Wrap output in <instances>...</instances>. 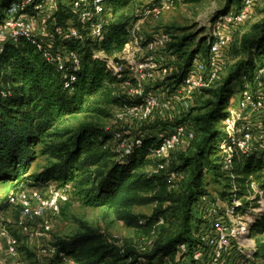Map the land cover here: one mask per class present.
I'll list each match as a JSON object with an SVG mask.
<instances>
[{
	"label": "trees",
	"instance_id": "1",
	"mask_svg": "<svg viewBox=\"0 0 264 264\" xmlns=\"http://www.w3.org/2000/svg\"><path fill=\"white\" fill-rule=\"evenodd\" d=\"M74 1L55 0V12L47 22L51 50L40 38L0 42V183L11 182L17 192L25 184L57 181L60 187L69 186L72 196L83 207L114 210L127 226L149 234L156 232L161 220L170 215L180 221L177 233H160L147 254H141L135 246H119L104 233L83 226L78 235L57 240L54 246L57 254L47 264H66L68 258L74 264H180L178 257L182 264H197L194 254L205 247L195 237L205 222L202 200L211 198L205 175L212 173L222 187L221 200L242 199L243 211L251 206L246 197L253 192L254 185L264 193V161L258 157L248 155L243 162L223 169L218 146L222 132L215 125L225 117L232 82L241 77L252 82L254 71L264 67V21L255 25L253 32L232 50L236 57L246 54L248 58L234 66L218 89L204 90L211 100L202 112L195 117L188 114L175 125L163 124L171 128L168 131L183 123L193 124L196 130L195 157L181 158L182 165L170 169L181 172L194 168L180 193L170 191L169 170L156 172L165 161L152 157L151 153L163 142L166 128L140 138L141 144H135L132 152L126 154L111 148L115 133L98 125H83L68 140L63 138L60 145L45 144L42 154L49 155L53 163L42 173L28 176L38 146L56 137L51 131L61 120L78 115L111 119L113 108L143 102L142 98L135 101L119 94L116 86L121 80L107 67V60L123 52L130 42L134 20L126 16L118 18V14L133 0H103L106 12L101 42L92 36V25L99 20L82 23ZM243 1L227 0L223 13L234 6L240 10ZM12 2L0 0V27ZM72 30L78 35L74 36ZM197 38L195 34L185 36L168 46L177 59L168 65V78L175 86L182 83L197 58L209 61L210 45L206 40L196 41ZM47 53L61 54L64 62L50 63ZM71 53L77 56L78 63L66 59ZM243 85L244 81L241 90ZM154 204L157 209L150 217L129 213L132 208ZM166 204L169 206L164 209ZM8 206L7 201L0 209ZM256 218L251 230L256 243L254 260H246L245 264H264V213ZM182 244L187 245V251H180Z\"/></svg>",
	"mask_w": 264,
	"mask_h": 264
},
{
	"label": "rangeland",
	"instance_id": "2",
	"mask_svg": "<svg viewBox=\"0 0 264 264\" xmlns=\"http://www.w3.org/2000/svg\"><path fill=\"white\" fill-rule=\"evenodd\" d=\"M226 4L227 0H201L198 2L194 0H133V3L129 7L118 14V18L126 16L134 21L132 22L127 52L125 54L121 52L122 54L119 53L111 57L115 62L118 59L119 61L122 60L121 63L125 64L123 67V79L116 86L117 92L135 101L142 98L145 102L147 98L155 97L158 99V103H160L159 107L155 108L150 114H146V112L133 113L123 108H113L111 110V119L91 115H78L61 120L51 131L56 137L46 139L44 144L38 146L37 158L32 164L28 176L42 173L53 163L49 155L42 154L45 144L60 145L63 138L64 140H68L83 125L93 124L98 125L106 131L124 133L126 135V143L134 144L137 140L151 132H159L163 128L167 130V126L163 127V124L171 126L175 125V122L185 119L188 114H192L193 117L199 115L211 100V96L204 91L198 93L189 109H185L175 103L177 101L175 99L177 88L168 78L169 71L165 73L164 70L168 69V65L177 59L171 51H168V46L178 43L185 36L193 34L198 35L196 41L206 40L207 44H209L212 24L218 15L223 13ZM156 8L159 9L160 14L154 13V9ZM50 15V9L46 7L34 17L36 34L39 33V30H46ZM263 21L264 0H260V3L253 10L250 19L241 28L235 42L230 47L226 56L227 62H225L223 69L219 73L218 80L211 86L213 90L218 89L224 83L239 61L248 58L246 54L236 57L232 50L239 47L242 38L252 33L254 26ZM190 45L192 44L190 43ZM101 57L106 58L102 55ZM140 62L149 63L153 68L139 72L136 69V65ZM242 81L246 82L243 77L232 82L230 88L232 97H230L224 110L225 116L229 113L230 109L234 112L238 111L239 103L235 97L238 98L240 96ZM242 88H245V85ZM225 118L223 117V119L215 124L216 129L222 132L219 135L218 142L221 140V136L225 134L223 125ZM160 123L162 125H159ZM155 127L157 128L155 129ZM168 130L167 132H169ZM110 146L113 151L119 153L125 147L121 144L117 145L115 142L111 143ZM195 154V142H191L187 145L185 144L184 147L171 154L168 160H165L164 169L166 171L169 170V177L173 174L179 175L173 185L170 186V191L180 193L184 187V183L190 178L194 169L193 167H189L181 172H170L171 167L181 166V158H194ZM205 182L209 185L208 191L211 194V198L209 203L205 205L204 217L209 215V212L214 210V208H223L225 206V204H221L220 194L222 187L215 182L212 173L205 175ZM49 183L56 184L58 188H65L60 187L57 181H50ZM47 184H25L17 192H27L26 196L29 199L31 196L28 194L32 190H40V188ZM13 192L14 189L11 182L0 183V207L7 201L9 202V198ZM47 194L44 193V196ZM32 204L34 208L37 207V203ZM168 206L169 204H166L164 209ZM24 209V200L21 199L9 202L7 208L0 209V264H47L53 258V249H55L54 246L57 240L68 239L78 235L83 231V226L104 233L119 246H135L141 254H147L159 238L160 233L168 232L167 234L170 235L175 234L180 226V221L170 215L169 218L161 220L158 226L160 228L156 232L153 231L149 234L146 230H138L135 227L127 226L125 222L119 219L118 214L114 210L83 207L71 194V201L63 208L58 217L52 219L51 231L46 232L43 227V221L41 219L31 220L26 218ZM156 209L157 204H154L132 208L129 210V213L136 217H150ZM247 216L254 219L257 217V215L252 214ZM161 227H165L164 230H161ZM11 239L18 241L17 256H11L8 253V242ZM254 242V239H251L250 243L248 242L249 244H245L247 250H249ZM177 262L182 264L179 257L177 258ZM66 264L74 263L72 259L68 258Z\"/></svg>",
	"mask_w": 264,
	"mask_h": 264
},
{
	"label": "built area",
	"instance_id": "3",
	"mask_svg": "<svg viewBox=\"0 0 264 264\" xmlns=\"http://www.w3.org/2000/svg\"><path fill=\"white\" fill-rule=\"evenodd\" d=\"M258 3L260 0H244L240 10L233 7L228 12L218 15L212 24L209 61L205 62L202 58H197L194 61L190 72L182 83L176 86V104L189 109L196 95L211 88L212 84L218 80L219 73L227 62L226 56L230 47L235 42L241 28L250 19ZM73 6L80 14L82 23L92 21L94 18L99 20L92 25V36L99 42L103 41V16L106 12L103 0H75ZM46 7L50 9L51 17L55 12V0H13L7 10V18L0 27V42L17 43L23 37L40 38L51 50L53 45L49 40L50 35L47 28L39 30V33L36 34L34 25V17ZM154 13L160 14L159 9H154ZM72 34L78 35L75 30H72ZM128 46L129 44L126 45L122 53L127 52ZM101 55L103 56V54ZM46 58L50 63L56 62L61 65L65 59L61 54L54 56L50 53L46 54ZM66 59L78 63V58L73 53L69 54ZM121 61L116 59L115 62L112 58L107 61L108 69L119 80L123 79L125 65ZM136 67L139 72L153 68L146 62H140ZM168 71V69L164 70L165 73ZM244 79L246 80V82L244 81L245 88H242L238 98L235 97L239 103L238 111L234 112L230 109L226 114L223 123L225 134L218 142L223 158V169L232 168L235 162H243L248 155H254L264 161V67H259L254 71L252 82H249L247 77ZM159 104L157 98L150 97L143 103L125 106L123 109L133 113L146 112V114H150L159 107ZM195 138L196 130L193 124H179L164 135L161 145L151 152L152 157L168 160L171 154L184 147L185 144L194 142ZM113 142L125 146L123 151L130 154L135 144H141V139L134 144H127L124 133H115ZM164 168L165 165H162L156 172ZM178 177L179 175L176 174L169 177V184L172 186ZM253 188V192L246 197V202L251 205L248 210L243 211L242 199L222 200L221 204H225L224 209L222 207L214 208L209 212V215L203 216L205 222L200 229L201 233L195 237L201 239L205 247L197 250L194 254L197 264H245L246 260H254L253 252L256 243L254 242L249 250L245 244L250 243V240L253 239L251 230L257 218L254 219L247 215L264 213V193L256 185ZM44 193L48 194L44 196ZM26 195L27 192L24 191L13 192L9 202H15L18 199L24 200L26 218L41 219L46 232L51 231L52 219L58 217L63 208L71 201L70 188H58L53 183H48L40 190H32L28 194L31 196L29 199ZM209 200L208 197L203 198L202 206L204 208ZM32 203H37V207L34 208ZM212 217L213 219H211ZM18 246V241L11 239L8 242V253L11 256H17ZM179 249L182 252L187 251V245L182 244ZM53 252L54 257L57 254L56 248L53 249ZM235 255L237 256L234 257Z\"/></svg>",
	"mask_w": 264,
	"mask_h": 264
}]
</instances>
